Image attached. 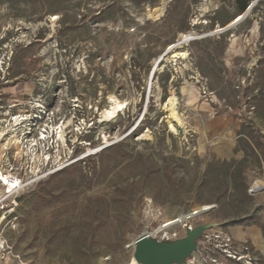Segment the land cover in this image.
<instances>
[{"label": "rangeland", "instance_id": "1", "mask_svg": "<svg viewBox=\"0 0 264 264\" xmlns=\"http://www.w3.org/2000/svg\"><path fill=\"white\" fill-rule=\"evenodd\" d=\"M3 63L0 135L45 106L40 126L60 124L53 162H65L21 199L9 264H137L135 240L204 206L153 238L198 230V264H264V191L250 194L264 181V0L243 14L236 0H0ZM114 99L124 109L101 123Z\"/></svg>", "mask_w": 264, "mask_h": 264}, {"label": "built area", "instance_id": "2", "mask_svg": "<svg viewBox=\"0 0 264 264\" xmlns=\"http://www.w3.org/2000/svg\"><path fill=\"white\" fill-rule=\"evenodd\" d=\"M49 113L50 111L45 106H41L38 108L37 113L28 112L25 114H15L11 117L12 124H14L16 120L25 119L23 124L27 123V125L23 133L25 137L32 142L30 149L34 150L30 155L28 151L26 153L22 151V154L17 156L16 150L14 149V153L10 154L9 152L12 151V149H10L7 151L8 155L4 157L6 160L3 162V159L0 164V264H7V262H9L11 249L6 238L5 230L16 220V214L24 194L30 189V186L42 182L45 178L57 173L65 166V162H63L62 158L58 163L53 162V155L56 152V144L58 143L56 130L59 128L60 124L55 125L52 132L50 128L45 127L46 124L40 126L46 118H49ZM37 128V136L33 137ZM50 132L51 134L49 136ZM37 146H40V149L42 148L40 151L44 150L45 153L42 154V161L39 162L40 169L34 172L33 156L37 154L34 153ZM47 156L50 158L45 161L44 158ZM68 159L67 162L71 161L72 156ZM3 178H6V180ZM262 190H264V187L257 189L253 186L250 189V194L254 195ZM151 238H153V236ZM201 247L202 242L198 241L196 252H194L190 258L186 259L185 264H189L195 260L197 255L202 254ZM215 248L219 251L217 244H215ZM231 257L238 260L240 256L237 257L236 253H231Z\"/></svg>", "mask_w": 264, "mask_h": 264}, {"label": "bare ground", "instance_id": "3", "mask_svg": "<svg viewBox=\"0 0 264 264\" xmlns=\"http://www.w3.org/2000/svg\"><path fill=\"white\" fill-rule=\"evenodd\" d=\"M164 13V7H160V8H156L153 11L150 12L151 17L155 16V17H160L162 16ZM192 36L191 35H184L181 34L179 41L181 42L182 40L188 41L189 39H191ZM179 47V46H178ZM175 48V47H174ZM169 59H171L172 62H176L179 64H184L188 61L189 59V52L188 51H181V52H176L173 51V53L171 55H168ZM163 58V57H162ZM167 58V57H166ZM162 60V59H161ZM187 69L190 68L189 64L185 65ZM176 99L174 97H172L169 102H168V108H169V112H170V123H169V129L171 133H176L177 129L176 126L173 124L174 122L177 123L178 125H181V120L177 115L176 112ZM124 109V105L123 103L119 102L118 100L114 99L112 102V107L107 109L106 111H104V116H103V121L105 122H110V120H112L114 117H116L118 115V113L120 111H122ZM25 120V119H24ZM24 120H16L15 124H12L10 126V129L6 130L4 129L3 132L1 133L2 135H0L2 137V140H5L6 143H4L2 145V150H1V159L4 157V154L14 148L17 152V156H20L22 154V146L24 144L25 141V135L24 133H22L23 131H20V128H23V123L25 122ZM5 138V139H3ZM59 139H63L61 134L59 135ZM50 157L47 156L46 158H44L45 161H47ZM41 156L40 155H35L34 157V172H36L37 170H39V162H40ZM4 180H6V178H3ZM255 188L260 189V187H264V181H258L255 183L254 185ZM264 191V190H262ZM211 208L210 206H204L195 212L196 214L199 213L200 210L202 209H209ZM187 215H181L173 220L167 221L165 223V225H162L160 228L155 229L154 232H145L142 236H145L146 239L151 238L152 236H155L157 234H161V233H165L168 232L169 230L178 227V226H183L185 225V223L190 222L191 220L195 219L196 217L199 216H195V217H190V218H186ZM192 228V227H191ZM256 234V233H255ZM249 236L255 243L257 241V238L254 234L252 233H247L246 235L243 234L241 237H247ZM136 241L133 244L134 249L136 248ZM257 244V243H256ZM135 253V251H134ZM134 263H137L134 259ZM7 264H9V262H7ZM140 264V263H137ZM189 264H198V260L195 259L192 262H190Z\"/></svg>", "mask_w": 264, "mask_h": 264}, {"label": "water", "instance_id": "4", "mask_svg": "<svg viewBox=\"0 0 264 264\" xmlns=\"http://www.w3.org/2000/svg\"><path fill=\"white\" fill-rule=\"evenodd\" d=\"M238 21L223 31L234 26ZM180 133L183 134V130H180ZM212 209H202L198 214L192 211L186 218L200 216ZM201 236V231L192 229L188 230L186 239L181 242H159L153 238L146 239L145 236H140L136 241L134 259L140 264H185L186 259L196 252L197 243Z\"/></svg>", "mask_w": 264, "mask_h": 264}, {"label": "trees", "instance_id": "5", "mask_svg": "<svg viewBox=\"0 0 264 264\" xmlns=\"http://www.w3.org/2000/svg\"><path fill=\"white\" fill-rule=\"evenodd\" d=\"M252 1H254V0H236V3H237V5L239 7V10H240V14H243V13H245L247 11L248 6L250 5V3ZM116 146H118V144L117 145H112L109 148H114Z\"/></svg>", "mask_w": 264, "mask_h": 264}]
</instances>
